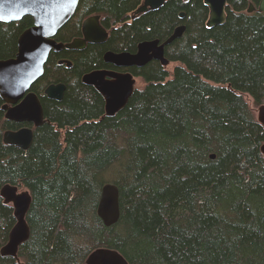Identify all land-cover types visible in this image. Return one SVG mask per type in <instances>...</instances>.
<instances>
[{
	"label": "trees",
	"instance_id": "obj_1",
	"mask_svg": "<svg viewBox=\"0 0 264 264\" xmlns=\"http://www.w3.org/2000/svg\"><path fill=\"white\" fill-rule=\"evenodd\" d=\"M143 1L79 0L55 38L81 36L93 14L108 37L51 51L31 87L46 120L27 149L4 142L20 124L5 117L0 97V189L10 183L32 196L30 235L18 258L0 251V264H87L99 246L118 249L130 264H264V125L245 96L257 107L264 101L260 0H228L226 21L213 27L204 0H165L131 17ZM33 23L31 15L0 20V59L16 55ZM181 24L182 35L165 46L167 65L104 60L107 50L164 41ZM101 68L131 71L142 83L113 115L82 79ZM52 82L65 83L62 99L45 94ZM106 182L118 185L122 209L110 226L97 213ZM16 221L0 193V249Z\"/></svg>",
	"mask_w": 264,
	"mask_h": 264
},
{
	"label": "water",
	"instance_id": "obj_2",
	"mask_svg": "<svg viewBox=\"0 0 264 264\" xmlns=\"http://www.w3.org/2000/svg\"><path fill=\"white\" fill-rule=\"evenodd\" d=\"M165 0H144L134 11L132 17L149 9H158ZM209 6V27L226 21L228 0H204ZM79 0H0V20L11 22L31 15L34 23L25 29L18 39V51L14 57L0 59V97L7 119L13 121L33 122L36 126L45 120L44 107L39 95L31 89L32 85L43 75L45 64L51 51L63 48L83 49L88 42L106 41L108 30L100 22V15L93 14L82 22V36L71 41H58L55 37L59 29L69 21L78 6ZM256 9L250 2L247 9ZM258 11L264 12V0H260ZM183 15V14H182ZM184 24L178 25L164 41L159 38L144 39L139 42L136 52L107 50L104 60L116 67H142L152 60H159L167 65L170 59L165 54V46L180 37ZM70 64V63H68ZM83 81L94 85L105 98V109L113 115L122 109L132 95L136 77L131 71L118 69H94L86 72ZM66 85L63 82H52L45 88L50 98L62 99ZM258 120L264 125V101L256 109ZM34 132L30 126L17 130H6L3 134L5 143L15 144L27 149ZM264 152V143L261 146ZM215 155L212 154V157ZM1 195L5 202L12 203L17 218L12 227L9 242L3 247L4 254H16L19 246L30 235L26 219L32 200L28 189L19 190L17 185L6 183L2 186ZM120 190L116 183L106 182L102 186L97 213L105 225L115 224L121 216ZM87 264H130L128 259L116 248L99 246L93 249L86 259Z\"/></svg>",
	"mask_w": 264,
	"mask_h": 264
},
{
	"label": "flooded vegetation",
	"instance_id": "obj_3",
	"mask_svg": "<svg viewBox=\"0 0 264 264\" xmlns=\"http://www.w3.org/2000/svg\"><path fill=\"white\" fill-rule=\"evenodd\" d=\"M136 10V9H135ZM134 10V11H135ZM134 14V13H133ZM133 14H131V17H132V15ZM88 17V16H87ZM86 18V17H85ZM84 18V19H85ZM83 19V20H84ZM83 22V21H82ZM81 28H82V25H81ZM82 36V35H81ZM81 36H78V37H81ZM75 38V37H74ZM71 41V40H70ZM68 42V41H67ZM89 43H93V42H88L87 44H89ZM86 44V45H87ZM86 47V46H85ZM64 49V48H63ZM70 49H78V48H70ZM54 51V50H53ZM61 51V50H60ZM56 52H58V51H56ZM106 52V51H105ZM70 63V62H69ZM71 64V63H70ZM41 100V99H40ZM41 103H42V101H41ZM4 105V101H3V104H2V106ZM44 114H45V110H44ZM6 117V116H5ZM45 120H46V117H45ZM45 120H44V122H45ZM13 121V120H12ZM16 124H20L19 126H17L16 127V129L15 128H13V129H10V130H17V129H19V128H21V127H23V126H30L32 129H33V132H34V134H35V127H36V125L33 123V122H25V121H20V122H18V121H14ZM43 122V123H44ZM42 123V124H43ZM41 124V125H42ZM40 126V125H39ZM33 138H34V135H33ZM24 149V148H23Z\"/></svg>",
	"mask_w": 264,
	"mask_h": 264
},
{
	"label": "rangeland",
	"instance_id": "obj_4",
	"mask_svg": "<svg viewBox=\"0 0 264 264\" xmlns=\"http://www.w3.org/2000/svg\"><path fill=\"white\" fill-rule=\"evenodd\" d=\"M172 67H173V65H171L169 69H172ZM136 86L141 87V86H142L141 81H138V82L136 83ZM245 96H246V98H247L249 104H250L254 109H257V106L254 104L253 98H252L251 96H249V95H245Z\"/></svg>",
	"mask_w": 264,
	"mask_h": 264
},
{
	"label": "bare ground",
	"instance_id": "obj_5",
	"mask_svg": "<svg viewBox=\"0 0 264 264\" xmlns=\"http://www.w3.org/2000/svg\"><path fill=\"white\" fill-rule=\"evenodd\" d=\"M108 28V27H107ZM105 44V43H104ZM43 86V85H42ZM219 87V86H218ZM4 109V108H3ZM5 110V109H4ZM106 114H107V112H106ZM47 116V115H46ZM45 118V117H44ZM16 129V128H15ZM9 130V129H8ZM32 140H33V138H32ZM15 145V144H14ZM1 189H2V187H1ZM1 189H0V193H1ZM102 190V189H101ZM100 195V194H99ZM15 220V219H14ZM61 221V220H60ZM91 221V220H90ZM14 222V221H13ZM5 223V222H4ZM31 227V226H30ZM9 231V230H8ZM9 240H10V237H8V240L7 241H5V243L2 245V247H1V249H0V251H1V254L2 255H10V256H15V257H19L18 256V250H17V253L16 254H4L3 252H2V249H3V247L9 242ZM126 256V255H125Z\"/></svg>",
	"mask_w": 264,
	"mask_h": 264
}]
</instances>
